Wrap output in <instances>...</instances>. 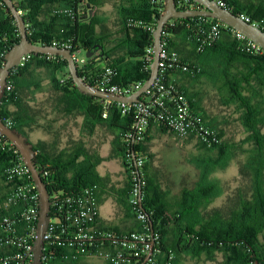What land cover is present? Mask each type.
I'll return each instance as SVG.
<instances>
[{"label": "trees", "instance_id": "16d2710c", "mask_svg": "<svg viewBox=\"0 0 264 264\" xmlns=\"http://www.w3.org/2000/svg\"><path fill=\"white\" fill-rule=\"evenodd\" d=\"M12 1L23 12L26 23L30 24L32 34L28 37L34 44L52 46L55 39H59L69 41L73 46L72 52L82 50L86 54L95 53L79 69V75L86 83L97 86L98 76L107 66L118 70L114 84L127 86L149 80L151 69L146 70L145 54L147 47L154 46L153 32L142 26H129L128 20L153 25L156 30L161 13H158L152 0H136L135 4L120 7L118 24L123 40H116V47L111 48L108 31H99L100 22L95 14L90 17V11L98 0ZM225 1L233 13L243 12L252 21H263L261 27L264 30L263 4L253 0ZM79 7H84L85 11L74 19L56 13L57 10L66 8L77 11ZM197 7L200 5L191 0L189 6L180 9ZM172 20L176 26L170 29V48L178 52L183 62L199 69L195 74L171 72L179 76L178 88L192 107L186 85L189 80H205L207 87L203 89V102L208 108L217 109L224 115L223 127H220L218 115L217 118H209L203 114L206 124L219 132L222 143L208 148L198 142L201 150L217 153L218 158L217 161L207 160V164L212 165L192 187H184L180 194L174 195L165 193L157 184L151 183L150 178L148 180L142 209L148 215L151 229L158 236L155 259L157 264H188L189 261L195 264H264V52L256 54L241 51L231 28L223 29L220 40L200 52L196 37L201 17ZM122 36L116 38L120 39ZM20 38L13 15L0 0V51L8 53L20 42ZM99 45L103 47L104 57L108 58H104L105 66L97 65L99 57L96 54L102 52L97 48ZM4 64L5 59H0V70ZM38 71L46 73L51 86L46 98L41 101L33 97L40 81L30 80ZM12 78L15 90L10 97L11 101L7 103L4 100L0 105V116L2 119L10 117L15 123L13 128L26 137L22 128L24 121H28L26 124L31 129H41L49 135L51 140L33 145L37 167L49 171V176L43 177L49 192L80 191L98 184L99 199L102 178L97 167L101 160L93 158L83 139L70 140V134L65 136L67 128L63 125L56 126L59 119L67 115H82L86 120L85 128L90 131L99 125H106L114 132L115 155L122 160L128 176L123 203L133 215L130 204L131 179L126 158L139 149L150 158L146 151L150 128L142 144H128L125 136L135 123L133 115H122L118 103L114 102L107 108L108 116L104 118L105 100L82 94L70 76L68 62L60 56L33 55L24 68L12 72ZM20 95L27 98V104L19 99ZM32 98L35 103L30 105ZM12 105L16 107V111L10 109ZM40 118L44 123H39ZM232 124L240 127H233ZM159 127L180 140H194L193 136L182 138L163 126ZM239 154L243 158L240 161L241 176L250 186L246 190L237 188L224 209L214 208L212 203L221 194L222 188L210 178V173L218 167H226ZM11 159L8 152H0V216L15 217L20 206L6 203L14 186L4 174ZM147 164L148 162L145 170L148 171ZM133 217L135 218L134 215ZM106 229L120 234L116 229ZM140 230L139 224L134 231ZM22 231L19 229L20 233ZM15 250L16 247L11 245H0V255L10 254ZM49 253L52 257L50 264H93L97 259L85 252L74 259L73 250L64 247L52 246ZM219 255L222 260H218ZM99 260L100 264H106Z\"/></svg>", "mask_w": 264, "mask_h": 264}, {"label": "built area", "instance_id": "2783aa9c", "mask_svg": "<svg viewBox=\"0 0 264 264\" xmlns=\"http://www.w3.org/2000/svg\"><path fill=\"white\" fill-rule=\"evenodd\" d=\"M213 1L230 10L225 0ZM152 3L155 4L158 13L162 14L164 12L166 0H152ZM190 3L191 0H176L179 10L189 6ZM195 9H202V6L200 5ZM84 11V7H79L77 11L66 8L57 10L56 13L59 16L74 19ZM20 13L23 15L22 11ZM237 15L253 25L259 27L263 25V21H252L251 17L243 12ZM201 19L196 37L200 52L220 40L223 29L231 28L217 19L207 17H201ZM128 24L129 26H142L153 33L155 32L153 25H143V23L134 19H129ZM167 24H169V27L164 29L162 35L158 77L145 90L139 101L118 103L122 115L132 114L135 119L132 130L126 134L125 140L128 144H142L145 141L147 130L154 124L163 126L182 138L193 136L196 141L208 148L218 146L222 143L219 132L206 124L202 114L193 110L188 98L178 88L177 82L170 78L171 72L182 71L195 74L199 69L183 62L178 52L170 48L172 37L170 29L175 27L176 23L170 20ZM26 28L27 34L31 35L30 24L26 23ZM231 31L239 41L241 51L256 54L264 52L260 45L244 34L233 28H231ZM52 46L70 51L73 49L69 41H60L59 39H55ZM82 52V50L72 52L73 59L79 69L87 63V58L79 57ZM6 55L7 52L0 51V59H5ZM32 56L33 54L22 56L17 67L12 69L5 85V95L2 102L4 100L7 103L10 102V97L14 93L12 72L24 68L32 59ZM145 61L147 63L146 70L151 69L154 61L153 45L147 47ZM117 76L118 70L107 66L104 72L98 76L97 86L95 87L113 95L131 96L145 84L138 82L127 86L117 85L113 83L114 78ZM105 102L106 110L103 117L107 118V108L114 102L107 100ZM2 120L8 127L13 128L15 123L10 117ZM0 152H8L12 158L4 170L7 180L14 183L6 203L7 205L20 206L17 216H0V234L2 235L0 245L6 244L16 247L14 252L0 255V264L14 262L16 264H31L39 220V192L20 152L1 132ZM126 161L131 179V209L135 219L141 226V230L119 234L98 225L100 215L98 184L87 186L80 191L53 192L51 193L50 220L45 234L42 264H50L52 257L49 252L52 246L71 248L74 259H77L81 252H85L88 256L105 261L106 264H157L155 253L158 251L155 247L158 236L151 229L148 223V215L142 209L144 193L148 186L145 170L148 156L143 150L139 149L129 154ZM46 176H49V171L42 170V177ZM19 229L23 231L20 233Z\"/></svg>", "mask_w": 264, "mask_h": 264}, {"label": "water", "instance_id": "95a60500", "mask_svg": "<svg viewBox=\"0 0 264 264\" xmlns=\"http://www.w3.org/2000/svg\"><path fill=\"white\" fill-rule=\"evenodd\" d=\"M13 15L20 33V42L14 45L7 53L5 64L0 70V105L5 95V85L12 69L17 67L22 56L26 54L60 56L68 62V70L77 89L85 95L97 97L103 100L116 103H134L140 100L142 94L158 77L160 52L162 50V35L167 23L172 19H187L191 17H207L217 19L226 26L231 27L247 36L250 40L260 45L264 50V30L256 25L244 21L232 11L218 5L213 0H193L202 6V9L179 10L176 0H166L165 10L157 20V27L153 33L154 38V61L151 65V76L144 86L131 96L113 95L107 91L98 89L86 83L79 75V68L73 59V53L68 49L54 46H40L34 44L28 37L26 22L23 15L17 9L12 0H2ZM103 51L101 45L97 46ZM94 52H87V58L94 55ZM103 56V53L101 54ZM0 132L11 141L20 152L24 163L31 172V177L39 192L40 209L36 237L33 244V260L31 264H42L45 234L48 229L51 211V193L47 183L42 177V170L36 165V151L33 144L19 130L8 127L0 116Z\"/></svg>", "mask_w": 264, "mask_h": 264}, {"label": "rangeland", "instance_id": "374dc122", "mask_svg": "<svg viewBox=\"0 0 264 264\" xmlns=\"http://www.w3.org/2000/svg\"><path fill=\"white\" fill-rule=\"evenodd\" d=\"M119 0H99L95 8H92V12L95 14L97 21L103 23L110 29H114L118 18V12L116 4L114 2ZM256 3L264 5V0H253ZM79 57L87 58L86 52L83 51ZM33 81H40L38 90L35 91L33 97L35 100L40 101L46 98V93L51 89L48 83V77L44 71H38L34 74ZM32 88V86H31ZM30 103L33 105L34 99H31ZM71 115L72 120H77L76 116ZM70 115H67L68 117ZM66 116V117H67ZM57 124H61L60 122ZM77 125V124H76ZM238 126L239 125H233ZM232 128V127H231ZM69 134H72V128L66 129ZM78 128L76 127V139L78 138ZM90 151L93 158L100 159L98 170L100 172H107V175H112L114 172L118 173L120 168H123V163L120 158L115 154L113 142L115 140L114 132L106 125H99L91 130ZM34 139H47L43 131L41 133H34ZM240 136V134H238ZM45 137V138H44ZM65 137V136H64ZM73 136H68V139H72ZM33 139V137H32ZM35 140V141H36ZM41 140V141H43ZM51 140V139H50ZM148 149L146 151L151 152V158H148V172L152 178L151 183H156L165 190L178 191L180 187H192L197 181L201 179L202 174L212 164H207V160L212 159L217 161V153H211L201 150L199 148L198 141L194 140H180L171 133H165L154 136L146 144ZM148 152V153H149ZM239 154L236 158H233L226 167H218L210 173V178L213 181H217L222 188L221 194L212 203V207L218 209H224L229 203V197L233 196L237 188L247 189L250 184L241 176L240 161L243 159ZM221 190V189H220ZM96 258V257H94ZM218 260H222V256L219 255ZM99 260V258L95 259ZM100 263L99 261H96ZM188 264H195L193 261H189ZM211 264V263H210Z\"/></svg>", "mask_w": 264, "mask_h": 264}, {"label": "crops", "instance_id": "0c3cea01", "mask_svg": "<svg viewBox=\"0 0 264 264\" xmlns=\"http://www.w3.org/2000/svg\"><path fill=\"white\" fill-rule=\"evenodd\" d=\"M99 1V0H98ZM116 4V9L118 12V18L116 21V26L114 29H110L109 27L105 26L103 23L100 22V26L98 27L99 31L105 30L108 31L107 35L109 36V40L111 42V47H116L115 42H117L116 40H123V36L120 34L121 33V27L119 26V19H120V7H122L123 5L125 6H129L132 4L136 3V0H119L114 2ZM95 8V7H94ZM94 15V13L92 12V10L90 11V17H92ZM119 34V35H117ZM116 36H122L120 39L116 38ZM178 40H182V39H178ZM103 53V56H101V54ZM123 53H121L119 56L121 57ZM97 56V65L100 66H105L106 64L104 63L105 60H107L108 58L104 57V52H98L96 54ZM116 56H114L115 58ZM105 58V60H104ZM170 78L174 79L176 82L179 81V76L176 73L170 74ZM186 87L189 89L188 92L190 93V98H191V102L193 104L192 108L195 112H198L200 114H206V116H208L209 118H213L216 115L219 116V123H220V127H223L222 124V119H223V112H220L217 109H211L208 108V106L206 105L205 101L203 102L202 100V93H203V89L207 87V84L205 83V80L203 79H198V80H189V82L187 83ZM19 99L24 102L23 104H27L28 100L27 98H24L23 96L19 97ZM41 101V100H40ZM30 105H32L31 103H29ZM10 109L12 111H16V107L14 105L10 106ZM216 116V118L218 117ZM52 117V115L50 116V118ZM77 120H72L73 124L70 127L71 124V115L68 117L65 116V118H61L59 119V122L61 124H56V126H61L63 125L65 128L69 129L72 128V134L70 132V135L73 136V139H76V127L78 128V138L83 139L85 144L87 145V149H89L90 151V144L92 143V140L90 137L91 136V131L89 128H85V117L82 115L76 116ZM26 120V119H25ZM44 120L42 118H40L39 123H44ZM28 122V121H26ZM26 122H22V128L23 130L26 132L27 134V138L28 140L33 144H37L38 142H40L41 140H43V138L41 139H34V133H41V129H31L30 127L27 126ZM77 124V125H76ZM221 129V128H220ZM44 132V131H43ZM168 133L164 132L159 126H151L149 131H148V142H150L151 138L153 139L154 136L157 135H161V134H165ZM44 134L46 135V137L48 138L49 135H47V133L44 132ZM69 134L68 131H66L65 136H67ZM33 137V139H32ZM45 138V137H44ZM36 140V141H35ZM47 140V139H44ZM43 140V141H44ZM147 142V143H148ZM147 150H150V147L148 149L147 146ZM148 151V152H149ZM149 155L151 154V152L148 153ZM151 158V155H150ZM149 170V169H148ZM97 171L100 175V177L102 178V182H101V189L99 192V210H100V215H99V219H98V225L104 228H112V229H116L118 231H120V233H129L132 232L134 230H136L138 228L139 223L137 222V220L133 217V215L127 211L126 205L123 203L124 202V196H125V192L128 188V176L125 170V167L120 168L117 172H114L112 175H107V172L102 171L100 172L98 170L97 167ZM146 174H147V178L150 181L152 180L150 173L146 170ZM156 184V183H155ZM158 185V184H157ZM159 186V185H158ZM165 193H170V194H180L183 190V187H180V189L178 191H172V190H165L164 188H162L161 186H159ZM99 261L101 263L100 260H96ZM95 260L93 262V264H100L97 263Z\"/></svg>", "mask_w": 264, "mask_h": 264}]
</instances>
